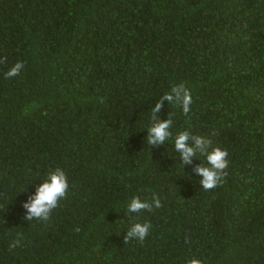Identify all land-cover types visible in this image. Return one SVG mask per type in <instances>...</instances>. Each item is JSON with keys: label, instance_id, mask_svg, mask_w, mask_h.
<instances>
[{"label": "trees", "instance_id": "16d2710c", "mask_svg": "<svg viewBox=\"0 0 264 264\" xmlns=\"http://www.w3.org/2000/svg\"><path fill=\"white\" fill-rule=\"evenodd\" d=\"M3 58L0 264H264V0H0ZM180 83L191 111L165 101L172 137L152 147L151 109ZM181 131L228 151L221 186L202 189L204 156L182 165ZM57 167L66 198L27 221ZM133 222L143 243L124 242Z\"/></svg>", "mask_w": 264, "mask_h": 264}, {"label": "clouds", "instance_id": "9594fccd", "mask_svg": "<svg viewBox=\"0 0 264 264\" xmlns=\"http://www.w3.org/2000/svg\"><path fill=\"white\" fill-rule=\"evenodd\" d=\"M0 63H6V58L0 59ZM24 66L23 62L18 61L5 73V79L18 76ZM165 101L180 106L185 116L189 115L190 106L193 102L191 91L183 83L174 85L170 92L160 97L151 109L152 123L147 129L146 141L152 147L162 145L172 137L170 129L173 121L170 118L161 121L157 115L164 106ZM174 150L180 154L179 159L183 166L192 165L193 159H196L198 154L206 158L207 166L203 164V166L197 165L193 168L194 173L202 177L199 183L203 190H213L225 182L228 175L229 153L226 149L212 147L210 138L193 135L190 131H181L175 136ZM68 191L69 184L65 171L59 167L50 171L47 178L36 188L35 194L30 195L27 201L22 204V207L26 210L24 219L27 221L37 220L46 224L52 212L59 207L60 201L66 198ZM161 206V201L156 194H153L151 203L147 200L142 201L139 196H134L127 203V213L129 218L134 221L133 213L151 212L153 208H160ZM150 228L151 225L148 222H133L124 236V242L137 240L143 243L149 234ZM76 231H79V228ZM20 244L21 237L18 235L9 244V250H14ZM186 264H203V261L193 257Z\"/></svg>", "mask_w": 264, "mask_h": 264}]
</instances>
